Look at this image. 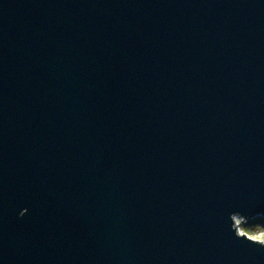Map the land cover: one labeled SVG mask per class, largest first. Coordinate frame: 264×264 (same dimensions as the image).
<instances>
[{
	"label": "water",
	"instance_id": "obj_1",
	"mask_svg": "<svg viewBox=\"0 0 264 264\" xmlns=\"http://www.w3.org/2000/svg\"><path fill=\"white\" fill-rule=\"evenodd\" d=\"M264 0H0V264H264Z\"/></svg>",
	"mask_w": 264,
	"mask_h": 264
},
{
	"label": "rangeland",
	"instance_id": "obj_2",
	"mask_svg": "<svg viewBox=\"0 0 264 264\" xmlns=\"http://www.w3.org/2000/svg\"><path fill=\"white\" fill-rule=\"evenodd\" d=\"M256 220L257 219L243 223V228L245 229L244 231L252 237H259L258 240L264 241V222Z\"/></svg>",
	"mask_w": 264,
	"mask_h": 264
},
{
	"label": "built area",
	"instance_id": "obj_3",
	"mask_svg": "<svg viewBox=\"0 0 264 264\" xmlns=\"http://www.w3.org/2000/svg\"><path fill=\"white\" fill-rule=\"evenodd\" d=\"M243 223H245V221H243L241 218H236V225L238 227V231L240 234H244L246 233L243 229ZM247 234V233H246ZM250 237H252L250 234H248ZM254 238V237H252ZM256 239V238H255Z\"/></svg>",
	"mask_w": 264,
	"mask_h": 264
},
{
	"label": "trees",
	"instance_id": "obj_4",
	"mask_svg": "<svg viewBox=\"0 0 264 264\" xmlns=\"http://www.w3.org/2000/svg\"><path fill=\"white\" fill-rule=\"evenodd\" d=\"M256 221H263L264 222V218H260V219H257ZM255 221V222H256ZM246 228V227H245ZM244 229V228H243ZM245 230V229H244Z\"/></svg>",
	"mask_w": 264,
	"mask_h": 264
},
{
	"label": "clouds",
	"instance_id": "obj_5",
	"mask_svg": "<svg viewBox=\"0 0 264 264\" xmlns=\"http://www.w3.org/2000/svg\"><path fill=\"white\" fill-rule=\"evenodd\" d=\"M256 239H259V237H256Z\"/></svg>",
	"mask_w": 264,
	"mask_h": 264
}]
</instances>
